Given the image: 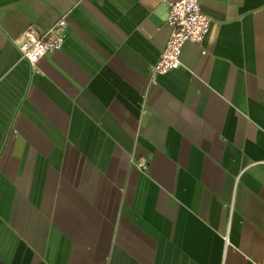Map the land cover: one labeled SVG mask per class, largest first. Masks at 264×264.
<instances>
[{"label":"crops","instance_id":"crops-1","mask_svg":"<svg viewBox=\"0 0 264 264\" xmlns=\"http://www.w3.org/2000/svg\"><path fill=\"white\" fill-rule=\"evenodd\" d=\"M171 1L0 0V264L263 259L264 0H200L149 80ZM64 12L35 72L21 31Z\"/></svg>","mask_w":264,"mask_h":264},{"label":"built area","instance_id":"built-area-1","mask_svg":"<svg viewBox=\"0 0 264 264\" xmlns=\"http://www.w3.org/2000/svg\"><path fill=\"white\" fill-rule=\"evenodd\" d=\"M200 0H174L168 3L164 23L168 28L167 38L157 59L149 66L148 78L164 74L180 65L179 52L185 42H200L208 29L209 18L199 5ZM66 13L49 24L44 30H37L28 24L21 31L16 42L19 59L34 68L36 62L48 52L58 50L64 40ZM137 168L144 170L145 161L136 162ZM258 264H264V257Z\"/></svg>","mask_w":264,"mask_h":264}]
</instances>
